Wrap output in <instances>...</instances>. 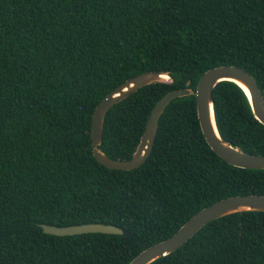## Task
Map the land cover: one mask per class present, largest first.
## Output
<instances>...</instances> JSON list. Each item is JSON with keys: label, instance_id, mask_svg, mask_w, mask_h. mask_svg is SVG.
Listing matches in <instances>:
<instances>
[{"label": "trees", "instance_id": "trees-1", "mask_svg": "<svg viewBox=\"0 0 264 264\" xmlns=\"http://www.w3.org/2000/svg\"><path fill=\"white\" fill-rule=\"evenodd\" d=\"M238 66L264 95V0H0V264H129L202 209L264 195V170L230 165L202 132L195 95L176 98L140 168L112 170L93 155L100 102L145 72L167 73L106 114L100 149L130 160L156 103L196 90L204 73ZM219 131L264 156V125L235 83L214 89ZM100 223L123 234L55 236ZM152 264H264V212L207 224Z\"/></svg>", "mask_w": 264, "mask_h": 264}, {"label": "water", "instance_id": "water-1", "mask_svg": "<svg viewBox=\"0 0 264 264\" xmlns=\"http://www.w3.org/2000/svg\"><path fill=\"white\" fill-rule=\"evenodd\" d=\"M224 81L237 84L245 93L254 117L264 125V95L256 79L245 69L223 65L210 69L200 78L196 90L187 87L172 90L161 98L148 119L146 129L130 160H113L101 149L103 140L104 121L107 112L117 103L129 97L139 89L153 83H173L167 73L145 72L127 80L124 84L109 93L98 105L93 115L92 146L95 159L112 170H134L146 163L153 152L159 121L169 104L176 98L195 95L197 113L202 132L211 149L224 161L232 166L244 169L264 170V156L245 153L240 147L223 139L217 124L214 89ZM248 211L264 212V195L232 196L202 209L188 220L173 236L161 241L138 254L129 264H152L186 244L202 228L224 216ZM44 233L55 236H74L91 233L123 234V230L114 225L89 223L73 226L58 227L43 224Z\"/></svg>", "mask_w": 264, "mask_h": 264}]
</instances>
